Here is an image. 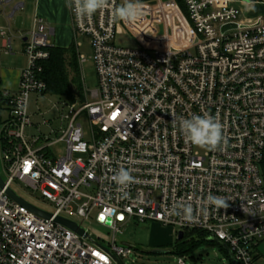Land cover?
I'll return each mask as SVG.
<instances>
[{"label": "built area", "instance_id": "2783aa9c", "mask_svg": "<svg viewBox=\"0 0 264 264\" xmlns=\"http://www.w3.org/2000/svg\"><path fill=\"white\" fill-rule=\"evenodd\" d=\"M182 1L186 15L176 0H139L143 12L131 23L113 19V7L125 0L90 19L70 7L79 65L87 60L77 37L85 36L98 79L93 91L84 88L83 102L60 99L69 110L61 114L68 126L55 141L26 134L33 127L30 96L46 95L44 64L53 48L51 28L34 20L24 37L27 66L17 91L1 90L0 174L3 165L6 179L0 187V264H116L112 256L122 260L135 250L116 242L120 228L134 222L172 227L178 235L201 231L227 246L236 264H256L264 242V18L243 21V0ZM231 25L236 28L224 30ZM6 30L0 23V37ZM121 34L136 44L118 45ZM83 113L90 141L78 122ZM194 114L220 121L227 141L222 148L185 141L178 120ZM60 142L66 152L53 156L51 147ZM120 168L134 177L127 188L112 180ZM15 184L49 200L52 217L13 201L7 190ZM209 193L228 207L205 205ZM181 203L192 204L197 223L176 214ZM57 217L94 218L113 230L112 243L82 238Z\"/></svg>", "mask_w": 264, "mask_h": 264}, {"label": "rangeland", "instance_id": "374dc122", "mask_svg": "<svg viewBox=\"0 0 264 264\" xmlns=\"http://www.w3.org/2000/svg\"><path fill=\"white\" fill-rule=\"evenodd\" d=\"M178 5L180 6L179 3ZM241 9L243 10V15L247 16V11L243 7ZM182 11L186 15L183 9ZM135 42L132 36L123 34L119 35L116 41L118 45L128 47L134 46L136 44ZM77 46L80 48L79 55L84 56L87 61L80 67L77 53L79 80L76 79L74 70L70 66L67 67L70 87L75 102L81 101V98L85 100V90L87 92L93 91L97 87L98 79L96 77L95 63L92 58L93 52L89 39L85 36H78ZM13 48L15 52H8V54H6L4 49L0 50V76H2V71L10 74V77H6V80L11 85V90L15 86L13 82L16 78L12 74L19 69L24 70L27 66V57L22 52V38L16 37L14 39ZM1 88L3 90L5 86L2 85ZM68 111L67 107H62L60 98L55 95L32 94L30 96L29 115L31 116L33 127L28 129V133L36 136H49L51 141H55L60 136L58 132L68 126V120H61V114H66L67 116ZM5 116L6 112L2 111L1 117L3 118ZM45 121H50V125H44L43 123ZM78 122L81 123L84 129L86 140L90 141L91 126L87 115L83 113L79 116ZM51 130H56L57 134H53ZM50 152L53 156L64 155L66 152V144L63 142L56 143L51 147ZM52 155L51 157H53ZM1 176L6 179L3 165L1 166ZM13 190L26 202L33 205V207L35 206L46 212L54 210V205L49 200L44 199L37 191L25 189L18 184L13 185ZM73 221L88 229L95 242H99L104 247H109L112 243L113 230L99 225L94 218L87 221L73 218ZM194 239H198L196 234L194 235ZM116 242H118L117 245L130 246L135 249L131 256L121 260L123 264H179L181 258L184 259L185 264H231L229 259L223 255L219 248L220 246L215 242L201 244L195 247L190 254L188 253L184 257L179 256L174 253V250L176 248H185L187 245L176 247L178 243V232L172 227L166 228V226L154 222H146L143 224L134 222L122 226L116 236ZM158 251L162 253H158Z\"/></svg>", "mask_w": 264, "mask_h": 264}, {"label": "crops", "instance_id": "0c3cea01", "mask_svg": "<svg viewBox=\"0 0 264 264\" xmlns=\"http://www.w3.org/2000/svg\"><path fill=\"white\" fill-rule=\"evenodd\" d=\"M252 3L255 5V10L253 11L247 10L245 4L242 5L248 14L247 16L243 15V21L259 17L264 18V2ZM69 4L68 0H0V23L7 29L6 35L0 37V50L4 49L6 54H8L11 48V53H14V39L20 37L22 38V52L24 53V37L32 30L36 18L43 20L51 28L50 42L54 48H69L75 43L76 34ZM22 71V69H19L13 73L14 75L12 74V76L16 77L13 82V85H15L13 90H11V85L6 80V77L10 74L2 71L0 88L2 85L5 88L3 90L1 88V90L11 93L16 92ZM28 129L26 130L27 136H35L32 133H28ZM41 147L44 148V153L48 156V149H46L45 145H39V148ZM255 262L256 264H264V242L257 247Z\"/></svg>", "mask_w": 264, "mask_h": 264}, {"label": "clouds", "instance_id": "9594fccd", "mask_svg": "<svg viewBox=\"0 0 264 264\" xmlns=\"http://www.w3.org/2000/svg\"><path fill=\"white\" fill-rule=\"evenodd\" d=\"M110 3L114 4V0H71L69 7L74 6L78 18L82 19L86 16L90 19L98 10L108 8ZM245 7L249 11L255 10V5L251 3V0H246ZM142 12L143 8L140 6L139 0H125L124 4L113 7V19L131 23L138 20ZM178 127L186 142L209 151H216L227 142L223 133V125L210 115L194 114L189 118L181 117L178 120ZM112 180L119 187L127 188L134 182V177L129 170L120 168L113 175ZM204 204L214 206L216 209L228 207L224 198L213 196L211 193L208 194ZM193 213L194 209L191 203H181L176 209V214L189 224L199 221V215Z\"/></svg>", "mask_w": 264, "mask_h": 264}, {"label": "trees", "instance_id": "16d2710c", "mask_svg": "<svg viewBox=\"0 0 264 264\" xmlns=\"http://www.w3.org/2000/svg\"><path fill=\"white\" fill-rule=\"evenodd\" d=\"M181 8L186 12V7L183 4L182 0H177ZM264 0H251V2H262ZM50 59L44 64V77L47 82V92L46 94H51L59 97L60 99H65L70 103H74V96L69 82V71L68 66H70L75 74L76 79L79 80V66L77 65V50L75 44H72L69 48H50ZM82 102L84 101L81 98ZM3 100L1 99V88H0V110L2 108ZM262 173L264 176V159L261 164ZM198 236V239H194V235ZM214 242L211 239H208L207 235L201 231H190L184 234V238L181 241H178L177 246L187 245L185 248H176L174 253L179 256H185L190 254L195 247L207 243ZM216 243V242H215ZM220 247L223 255L229 259L231 264H236L233 260V257L229 251V248L221 243H216Z\"/></svg>", "mask_w": 264, "mask_h": 264}, {"label": "water", "instance_id": "95a60500", "mask_svg": "<svg viewBox=\"0 0 264 264\" xmlns=\"http://www.w3.org/2000/svg\"><path fill=\"white\" fill-rule=\"evenodd\" d=\"M165 1H169V0H165ZM243 1L246 2V0H243ZM228 28H236V26L235 25L227 26V27L224 28V30L228 29ZM161 33H163V28L162 27H161ZM0 187L4 188V182H3V179L1 177V174H0ZM7 194L13 201L19 203L22 206L27 207L29 210H31L35 214H37V215H39L41 217H44V218H51L52 217V214H50V213H48V212H46V211H44L42 209H39V208H37L35 206L33 207V205H31L30 203L26 202L24 199L19 197L18 194H16V192L13 189L9 188L7 190ZM56 222L61 224L62 226H65L66 228L72 230L73 232L78 234L80 237L85 238V239L95 243L94 239L89 235V233L86 231V229H84L82 226H80L76 222L68 220V219H65V218H62V217H57L56 218ZM106 224L110 225L111 221L108 220ZM183 238H184V233L180 232L179 235H178V241H181ZM211 240L217 243L216 240H214V239H211ZM158 253H162V252L158 251ZM112 257H113V260L115 261L116 264H123L121 262V260L118 259V257H115V256H112Z\"/></svg>", "mask_w": 264, "mask_h": 264}]
</instances>
